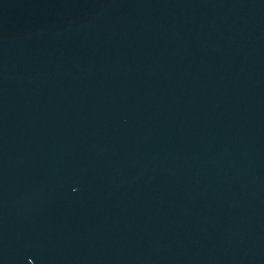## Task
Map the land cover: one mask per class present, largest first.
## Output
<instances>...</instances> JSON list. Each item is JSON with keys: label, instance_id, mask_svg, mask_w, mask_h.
<instances>
[{"label": "water", "instance_id": "obj_1", "mask_svg": "<svg viewBox=\"0 0 264 264\" xmlns=\"http://www.w3.org/2000/svg\"><path fill=\"white\" fill-rule=\"evenodd\" d=\"M0 264H264V0H0Z\"/></svg>", "mask_w": 264, "mask_h": 264}]
</instances>
